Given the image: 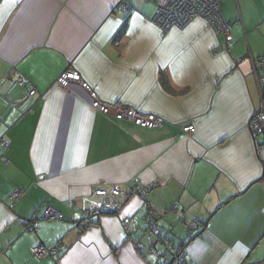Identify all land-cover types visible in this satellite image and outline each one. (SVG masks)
Wrapping results in <instances>:
<instances>
[{
	"label": "crops",
	"instance_id": "0c3cea01",
	"mask_svg": "<svg viewBox=\"0 0 264 264\" xmlns=\"http://www.w3.org/2000/svg\"><path fill=\"white\" fill-rule=\"evenodd\" d=\"M158 1L0 0V139L8 142L0 144V264H157L134 246L148 222L176 246L194 218L190 262L264 264V133L257 148L249 125L264 101L255 73L264 0H221L229 45L202 17L163 32ZM67 68L101 99L158 114L164 125L92 108L79 83L57 84ZM19 76L37 87L29 111L19 105L26 89L12 87ZM136 177L150 188L145 196L86 221L84 210L101 199L95 187L133 188ZM16 188L25 195L14 200ZM49 206L63 217L44 218ZM41 242L59 252L34 260Z\"/></svg>",
	"mask_w": 264,
	"mask_h": 264
},
{
	"label": "built area",
	"instance_id": "2783aa9c",
	"mask_svg": "<svg viewBox=\"0 0 264 264\" xmlns=\"http://www.w3.org/2000/svg\"><path fill=\"white\" fill-rule=\"evenodd\" d=\"M124 7L127 3H123ZM221 0H159L158 8L154 16V22L163 31L167 32L173 27L184 28L193 19L202 17L208 21V23L214 28L218 34H222L226 40L227 45L231 42V23L227 21L220 11ZM228 49H230L228 47ZM260 71L255 69L258 80L261 84L264 83V53L259 58ZM57 84L63 88H67L72 83H79L90 96V105L92 108L98 110L104 115L114 117L116 119H127L135 124H138L147 128H159L164 125V117L155 114L142 112L133 106L123 105L115 102H108L101 99L98 93L86 82L78 70L67 68L63 70L57 80ZM20 84L23 86L27 95L20 100V109L22 111L31 110L30 101L37 93L36 85L19 76L13 86ZM262 88V87H261ZM263 96V88L261 89ZM5 101L11 105H16L9 97L5 98ZM250 129L254 135L256 141V147L259 148L260 144L257 141V135L264 133V101H262L261 107L257 109L251 116ZM191 128L187 127L186 129ZM2 146H7L8 142L4 139H0ZM133 188L115 186H105L100 184L93 189V194L100 197V201L92 203V205L84 210L83 215L86 221L93 223L97 217L104 213H116L124 204L123 199H127L131 194H138L145 196L150 188L143 185L139 178L133 180ZM25 195V191L21 188H16L11 193V198L17 200ZM174 208H178L177 205ZM44 218H62L63 215L58 209L49 206L43 213ZM127 226V222H124ZM31 224V225H30ZM28 225L30 229H37V224L33 220ZM201 225V221L198 218H194L190 221H186L188 229V235L181 244L171 246L168 244L167 239L164 237V231L162 225L156 220L151 219L145 230V234L149 241V245H146L141 240L134 241V246L140 254L149 252L157 258V264H163L165 256H172V264H194L190 262L186 257V246L195 235V230ZM164 245L163 249L158 248L159 244ZM32 253L36 259H40L47 254H57L59 251L55 246H50L43 242L36 243L31 248ZM169 253V254H168Z\"/></svg>",
	"mask_w": 264,
	"mask_h": 264
},
{
	"label": "rangeland",
	"instance_id": "374dc122",
	"mask_svg": "<svg viewBox=\"0 0 264 264\" xmlns=\"http://www.w3.org/2000/svg\"><path fill=\"white\" fill-rule=\"evenodd\" d=\"M52 219H57V218H52ZM58 219H60V218H58ZM49 220H51V219H49ZM49 220H47V221H49ZM142 242H144L146 245H149V241L147 239V236H146L145 232H144V235L142 237ZM163 247L164 246L161 243L158 245V248H160V249H163ZM17 255L19 256V258H20V256L24 257L25 256V252L22 249H19V251L17 252ZM18 256H15V257L17 258ZM169 256H171V254H169ZM32 258L34 260H36V258L34 257L33 254H32Z\"/></svg>",
	"mask_w": 264,
	"mask_h": 264
},
{
	"label": "trees",
	"instance_id": "16d2710c",
	"mask_svg": "<svg viewBox=\"0 0 264 264\" xmlns=\"http://www.w3.org/2000/svg\"><path fill=\"white\" fill-rule=\"evenodd\" d=\"M263 98H264V88H263ZM261 134H262V133H261ZM81 222H82V221H79V225H81V226H85V227L87 226V225H86L87 223H86V224H83V223H81ZM166 239H167V238H166ZM180 244H181V243H180Z\"/></svg>",
	"mask_w": 264,
	"mask_h": 264
},
{
	"label": "water",
	"instance_id": "95a60500",
	"mask_svg": "<svg viewBox=\"0 0 264 264\" xmlns=\"http://www.w3.org/2000/svg\"><path fill=\"white\" fill-rule=\"evenodd\" d=\"M172 264V263H171Z\"/></svg>",
	"mask_w": 264,
	"mask_h": 264
}]
</instances>
